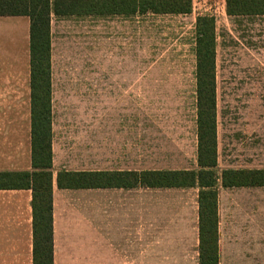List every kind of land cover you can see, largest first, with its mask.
<instances>
[{
    "label": "rangeland",
    "instance_id": "rangeland-1",
    "mask_svg": "<svg viewBox=\"0 0 264 264\" xmlns=\"http://www.w3.org/2000/svg\"><path fill=\"white\" fill-rule=\"evenodd\" d=\"M135 21L133 59H51V73L68 74L56 82L87 78L85 86L51 95L75 167L85 158L93 170L197 169V46L210 36L217 171L264 169V15L232 16L226 0H192L189 13L139 14ZM92 193L98 204L100 191ZM151 194L166 197L147 223ZM140 195L141 246L192 253L198 189H140ZM181 213L189 218L184 242L176 232ZM220 220L224 263L243 264L244 253L252 259V251L264 249V187L222 188Z\"/></svg>",
    "mask_w": 264,
    "mask_h": 264
},
{
    "label": "crops",
    "instance_id": "crops-1",
    "mask_svg": "<svg viewBox=\"0 0 264 264\" xmlns=\"http://www.w3.org/2000/svg\"><path fill=\"white\" fill-rule=\"evenodd\" d=\"M139 13L92 14L52 13L50 22L51 59H133L137 45L136 19ZM32 21L28 15H0V172H33L32 149ZM51 73L52 95L63 86H85L86 77L74 78L79 83H58L67 79ZM63 76V77H58ZM62 108V107H61ZM52 190L53 254L52 264H200L199 203L191 225L196 241L192 253L186 248L141 246L140 189L189 188H61L58 174L92 171L90 166L76 168L68 153V135L58 129L61 109L52 104ZM62 120V119H61ZM64 145V146H62ZM121 170V169H99ZM134 170V169H126ZM138 170V169H136ZM195 188V187H192ZM219 264L224 263L221 247L220 190ZM239 188V187H238ZM198 189V188H197ZM230 189V188H223ZM93 190H99L98 204L93 205ZM199 193V189H198ZM166 197V196H164ZM162 196L149 195L147 223L155 216L156 203ZM33 192L26 188H0V264H35L33 236ZM198 202V198H197ZM161 205V204H160ZM98 206V215L97 209ZM162 208V205L159 206ZM166 208V207H165ZM170 219V217H169ZM176 232L187 240L186 214L178 217ZM156 244L155 238L152 239ZM239 259L243 264H264V249L252 251V259Z\"/></svg>",
    "mask_w": 264,
    "mask_h": 264
},
{
    "label": "trees",
    "instance_id": "trees-1",
    "mask_svg": "<svg viewBox=\"0 0 264 264\" xmlns=\"http://www.w3.org/2000/svg\"><path fill=\"white\" fill-rule=\"evenodd\" d=\"M232 16L264 15V0H226ZM80 5H83L80 6ZM192 0H0V15H28L32 34L33 172H0V188L33 192L35 264H52L51 14H181ZM197 169L61 171V188H198L200 264H219V187H264V169H224L219 174L215 48L212 37L197 46Z\"/></svg>",
    "mask_w": 264,
    "mask_h": 264
}]
</instances>
